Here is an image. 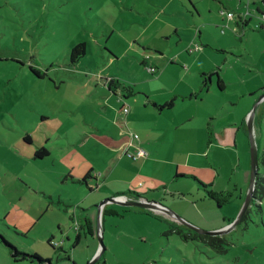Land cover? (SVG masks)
I'll use <instances>...</instances> for the list:
<instances>
[{
  "label": "rangeland",
  "instance_id": "374dc122",
  "mask_svg": "<svg viewBox=\"0 0 264 264\" xmlns=\"http://www.w3.org/2000/svg\"><path fill=\"white\" fill-rule=\"evenodd\" d=\"M192 2L200 18L181 0H0V236L19 251L37 253L52 264H71L65 254L75 264H264V196L249 206L246 222L226 234L232 246L225 254L184 242L171 232L183 228L180 220L184 228L203 232L237 220L250 181L246 121L264 95V18L258 14H264L262 0ZM226 12L234 18L228 19ZM79 43H86L87 53L77 66H68L69 50ZM30 66L46 78H36ZM215 70L224 89L218 88L216 75L208 78L207 89L202 88L200 75ZM110 78L132 88L134 95L126 100L121 94L107 95ZM191 94L196 99H178L158 119L143 115L150 139L160 133L166 143L177 140L157 164L145 167L140 164L145 157L138 161L119 156L125 145L103 159L98 138L86 134L89 125L123 118V105L128 110H156L152 102L162 105L173 96ZM259 106L253 131L258 173L264 177V111ZM169 123L182 128L166 132ZM118 124L125 127L123 121ZM126 131L125 142L148 157L149 140L131 128ZM25 133L33 138L32 145L23 142ZM59 139L75 144L81 156L74 160L57 146ZM45 147L50 156L34 160L37 149ZM188 152L194 155L185 159ZM161 158L175 163L166 165ZM132 163L138 164L137 173L128 165ZM89 164L98 173L100 168L106 173L113 169L98 178L100 190L90 192L73 182L80 171L86 175L81 169ZM197 182L231 193V202L218 206L205 199ZM127 191L146 195L173 215L114 200L115 194ZM105 200H114L106 207L117 215L103 220L100 215L98 221ZM83 211L94 236L84 233L85 220L78 219ZM12 219L27 221V228L22 222L11 224ZM77 223L84 232L71 250ZM51 237L62 252L55 254L47 245ZM99 238L105 251L96 261ZM0 264H14L1 246Z\"/></svg>",
  "mask_w": 264,
  "mask_h": 264
},
{
  "label": "trees",
  "instance_id": "16d2710c",
  "mask_svg": "<svg viewBox=\"0 0 264 264\" xmlns=\"http://www.w3.org/2000/svg\"><path fill=\"white\" fill-rule=\"evenodd\" d=\"M186 4L184 3L183 0H181V3L183 4V6L192 14V16L194 17V15H196L198 17V11L196 10L195 4L192 2V0H185ZM220 3V5L222 7H224V4L222 3V1H218ZM231 14L232 18H234V15L230 12H226V17L227 14ZM260 14L263 18H264V14L262 13H258ZM239 20L241 22H244V25H246V23H248L247 19H243V18H239ZM87 53V45L86 43H79L77 45H74L73 47H71V49L69 50L68 53V66H77L79 64V62H81V59L86 55ZM30 71L32 72V74L38 78V79H45V74L41 73L38 69L33 68L32 66L29 67ZM213 75H216L217 77V86L220 90L224 89L223 83L221 78L218 76V73L215 71H212L209 74H201L200 77L203 78L202 79V88L207 89V83H208V78L212 77ZM106 89L108 90L109 93L112 94V96H118L119 94H121V99L126 100V98H129L131 96L134 95L132 88H128L125 85L121 84L119 81H117V79L114 78H110L109 81L106 82L105 84ZM196 94H191L188 97H181V96H173L172 98H170L168 101H166L165 103H163L162 105H156L154 102L151 103V105L153 106L154 109H156L157 112H163V111H168L171 110L174 107V102L177 101L178 99L180 100H184V101H190V100H194L196 99ZM124 109L127 110V113H124ZM122 113L124 114V116H127L129 113L128 108L124 105L123 107H121ZM264 110H261V112ZM42 122L46 121L44 118L41 119ZM49 121V119H48ZM245 126V125H244ZM128 135H130L132 138L137 139V137L132 133L129 132ZM23 142L26 145H32L33 143V138L28 134L25 133L23 136ZM48 142V141H47ZM257 144V148L258 147V143ZM132 144L128 141L126 142L125 146H128L127 148L122 149V152L119 154V156L123 155V156H128L129 158L133 159V160H137V159H141L142 157L138 156V151L142 150L145 153V156H147L146 152L143 149L138 148L136 152H134V154H132L130 152V149ZM49 151L47 150V148H39L37 149V151L34 153L33 158L34 160H40V159H44L46 157H49ZM69 175V174H68ZM181 177L184 178H188L191 180L196 181V178H194L193 176H189V175H180ZM70 176H68L67 178H69ZM179 177L176 175V178ZM72 179V177H70ZM100 177H89V174H86L85 177L81 180L78 181H74V183L80 184V185H85L88 187L89 191L92 192L94 189H98L99 185V179ZM178 179V178H177ZM87 180H91L94 181L92 184H90V186H88L87 184ZM201 187H202V191H203V197L209 201H212L213 203H216L218 206H224V204L230 203L231 199H232V194L229 192H223V191H215L214 189H210V186L208 185H204L201 184L200 182H197ZM255 190L252 196V200L250 202V205H252L254 202L255 203H260L262 201V197L264 196V177L261 176L258 172H257V176H256V183H255ZM162 189H160V191H164L165 193V189L166 186H162ZM153 192H155V190H153ZM157 193V192H155ZM159 195V193H158ZM146 195L142 194V195H138L134 192L131 191H127L125 193H117L114 195V198H121L124 199L126 203H133L134 205H130L132 207H139L137 206V204H148L149 202H155L156 201H148L145 199ZM107 201V200H105ZM104 201V202H105ZM161 202V201H160ZM103 203V202H102ZM101 203V204H102ZM100 204V205H101ZM140 209H144V211L150 212L155 214L152 211L155 210H151L145 207H139ZM112 216V215H117V213L113 210H109L107 209L106 205L103 206V209L101 210V216H102V220L104 219L105 216ZM248 209L245 211L244 215L241 217L239 223L241 222H246V219L248 218ZM85 223H84V227H85V232L83 230V224H78L77 223V227L75 229L76 232V236H75V240L74 243L72 245V249H74L75 247H77L80 243V237H81V233L80 231L83 230L82 232L86 233V235L89 236H94V231L93 228L91 227V221L88 219H85ZM82 219V220H83ZM99 221V218H98ZM234 221H228V223L226 224V226H229L233 223ZM181 223V222H180ZM182 225V223H181ZM184 224H183V228H184ZM180 229L177 227H173L171 229V232H173L174 234H176L182 241L184 242H196V243H201L204 246H207L208 248H210L212 251H214L215 253L221 255V254H225L228 252V248H230L232 246V244L227 240L226 238V234L223 236H208V235H203V234H198L195 231H193L192 229H188V228H184V229ZM228 234V233H227ZM97 235L99 237H101V233H100V229L98 226V232ZM47 245L49 247H51V249L54 251L55 254H57V250L62 252V248H61V244H59V247H56L54 242H53V237H51L48 241H47ZM0 246L5 249L7 256L9 257V260L11 262H13L14 264H20V263H27V264H52L51 260H47V259H43L42 256H40L37 253H32V254H27L24 252L19 251L16 247H14L12 244H10L5 238H3V236H0ZM104 253V252H103ZM103 253L99 256V258L96 261H100L103 258ZM65 259L66 261L71 262V264H75V262L71 259V257L67 254H65ZM104 264V262H103Z\"/></svg>",
  "mask_w": 264,
  "mask_h": 264
},
{
  "label": "crops",
  "instance_id": "0c3cea01",
  "mask_svg": "<svg viewBox=\"0 0 264 264\" xmlns=\"http://www.w3.org/2000/svg\"><path fill=\"white\" fill-rule=\"evenodd\" d=\"M166 11H168V10H166ZM166 11H164V12H166ZM198 18H200V15H199ZM169 36L170 35L167 34L168 39L170 38ZM147 48H150V47H147ZM155 48H157V47L154 45L153 46V50L157 52V50ZM107 95H112V94L107 92ZM177 96H179V95H177ZM181 97H183V96H181ZM119 101L122 102V100H119ZM182 101H184V100H182ZM155 104L157 105V103H155ZM108 106H111V105H108ZM159 114L160 113L157 112L156 110H144V111H142V110H130L129 109V113H128L127 116H124V114H123V118H122V116H118L117 118L115 116L108 125L92 124V125L87 126L88 132L86 134L88 136H90L91 138L94 137V136H96L98 138L96 143L101 146V150H102V152L104 154V155H102V157H103V159H105V155L108 156V155L115 154L119 148L123 147L126 144L127 141L125 142L124 138L127 136V131H126L127 129L129 130V128H131V129H133L135 131H138L140 133L139 136L142 135L145 139L149 140V143H148L147 148H146V151L148 152V157L146 156L147 158L145 157L142 160L141 159L138 160V161L141 160L140 164L143 163L142 164L143 166L145 165V167H148V165L151 164V163H156L157 164L159 162V160H160L159 157H160L162 152H165V154H166L165 156H167V154H170V152H172L173 149L176 147V143L175 142L177 140L176 141L173 140L171 143H166L165 141L162 140L163 134L158 133L157 136L155 138H153V139H150L148 137V134L146 133V131L144 129L145 125L143 123V118H144L143 115H145V116L151 115L152 117H157V119H158V115ZM137 116H139V117H137ZM115 118H116V121H114ZM120 121L124 122L125 127L123 125H121V124H118V122H120ZM138 124H139V127H138ZM81 125H83V124H81ZM168 125L169 126L167 127L166 132L171 131V130L175 132V128H179V126H180V128H182V125H177L175 123L174 124L169 123ZM158 131H159V129L155 128V132H158ZM254 134L256 135V130H254ZM159 140H160V142H159ZM59 142L61 144L60 143L58 144V142H57V146L58 147H62L64 149H67L68 153L73 156L74 160H77L78 156H81V155H79V153H77V149L74 147L75 144L66 145L65 142L62 141V139H59ZM93 142L95 143V140H93ZM162 143L164 144V146L162 145ZM131 148H132V152L131 153L134 154V152H136L137 149L135 151L134 147H131ZM193 155L194 154H192V152H188L185 155V159L187 157H192ZM195 155L197 157H200L196 153H195ZM161 159H163V158H161ZM109 160L111 161L112 158H109ZM123 162H124V160H122L116 168L121 167ZM163 163H166V165H167V164H174L175 162L163 159ZM128 165H130L131 167H133L135 169L132 172L137 173L136 166H138V164L132 163L133 166L131 164H128ZM179 166H180V164L178 163V167L174 169L175 172H176V170L178 172ZM154 168L157 170V168L155 166L152 167V170ZM100 169L102 171L98 170V171H101L100 173H98L96 171L94 165L93 164H89L88 168L84 166L81 170L87 171L86 174H89V177H92V178H94V177H100V178L103 177V179H104V174L106 176L110 172H113V169H110L111 171L107 172V173H106V168L105 169L100 168ZM163 169H164V171L158 172V174H161V176L166 171L165 168H163ZM95 172L98 173V174H96ZM102 172H104V173H102ZM84 177H85V175H83L81 171H80V173L77 174L78 180L83 179ZM93 182L94 181L87 180V184H89V183L92 184ZM100 189L101 188L99 186L98 190H100ZM100 193H101V191H100ZM153 194H158V193L153 192ZM100 195L103 197L102 194H100ZM100 210H101V208H100ZM84 214H85V212L83 211L82 214H80V216L78 217V219L82 220L83 218H85ZM17 219H19V218H17ZM20 222H22V226L24 228H27L28 224H27V221H25V220L12 219L10 221L11 224H14L16 226H18ZM4 251H5V249H4ZM5 253H6V251H5ZM6 255H7V253H6ZM8 259H9V257H8Z\"/></svg>",
  "mask_w": 264,
  "mask_h": 264
},
{
  "label": "water",
  "instance_id": "95a60500",
  "mask_svg": "<svg viewBox=\"0 0 264 264\" xmlns=\"http://www.w3.org/2000/svg\"><path fill=\"white\" fill-rule=\"evenodd\" d=\"M263 6H264V0H262ZM264 101V95H262L259 100L256 102V105L254 106L252 112L248 115L247 117V121H246V125H247V129H248V135H249V139H250V160H251V166H250V181H249V190H248V196L246 199V202L244 204V207L242 208L237 220H235L231 225L226 226L220 230H216V231H211V232H203L200 231L196 228H192L190 227V229H192L193 231H195L198 234H203V235H208V236H223L225 234H227L236 224L239 223L241 217L244 215L245 211L249 208L250 206V202L252 200V196L255 190V183H256V176H257V172H258V148H257V144L256 141L254 139V131H253V120H254V115H255V110L258 107V105H260L262 102ZM114 200L120 202L121 204L125 203L128 204L126 202H124V199L121 198H114ZM114 200H107L105 202H103L100 206H99V212H98V218H100L101 215V210L100 208L104 206V204L106 205V203L110 202V201H114ZM134 205L133 203H129L128 205ZM137 206L139 207H145L151 210H156V211H162V212H169L168 209L164 208L162 205L155 203V202H149L148 204H137ZM171 215H173L171 212H169ZM176 217V216H175ZM177 220H179L178 217H176ZM182 224H184V222H182V220H180ZM188 225V224H187ZM105 251L104 245L102 243V240L99 238V249L98 252L96 254V260L99 258V256Z\"/></svg>",
  "mask_w": 264,
  "mask_h": 264
},
{
  "label": "built area",
  "instance_id": "2783aa9c",
  "mask_svg": "<svg viewBox=\"0 0 264 264\" xmlns=\"http://www.w3.org/2000/svg\"><path fill=\"white\" fill-rule=\"evenodd\" d=\"M227 18L228 19H231L232 18V15L231 14H227ZM196 49H199L198 47H196ZM124 113H127V110L126 109H124ZM138 156L139 157H144L145 156V153L142 151V150H139L138 151Z\"/></svg>",
  "mask_w": 264,
  "mask_h": 264
},
{
  "label": "flooded vegetation",
  "instance_id": "af4514ba",
  "mask_svg": "<svg viewBox=\"0 0 264 264\" xmlns=\"http://www.w3.org/2000/svg\"><path fill=\"white\" fill-rule=\"evenodd\" d=\"M259 107H262V108H259V110H264V101L261 103V106H259ZM255 112H256V110H255Z\"/></svg>",
  "mask_w": 264,
  "mask_h": 264
}]
</instances>
